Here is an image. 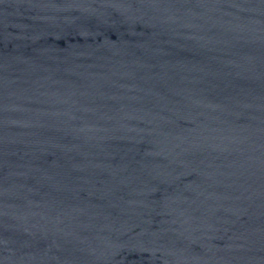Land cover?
<instances>
[{"label":"water","instance_id":"95a60500","mask_svg":"<svg viewBox=\"0 0 264 264\" xmlns=\"http://www.w3.org/2000/svg\"><path fill=\"white\" fill-rule=\"evenodd\" d=\"M183 264H264V0H137Z\"/></svg>","mask_w":264,"mask_h":264}]
</instances>
